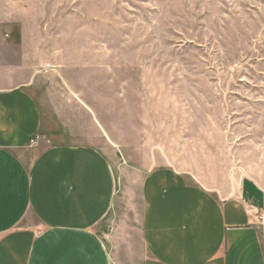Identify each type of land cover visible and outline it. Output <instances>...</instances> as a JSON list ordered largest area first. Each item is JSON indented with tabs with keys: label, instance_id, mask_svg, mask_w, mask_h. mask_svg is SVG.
Instances as JSON below:
<instances>
[{
	"label": "crops",
	"instance_id": "1",
	"mask_svg": "<svg viewBox=\"0 0 264 264\" xmlns=\"http://www.w3.org/2000/svg\"><path fill=\"white\" fill-rule=\"evenodd\" d=\"M71 2L0 0V264H264V146L241 148L233 186L120 166L117 135L90 112L112 98L49 82L75 58L50 34Z\"/></svg>",
	"mask_w": 264,
	"mask_h": 264
},
{
	"label": "rangeland",
	"instance_id": "2",
	"mask_svg": "<svg viewBox=\"0 0 264 264\" xmlns=\"http://www.w3.org/2000/svg\"><path fill=\"white\" fill-rule=\"evenodd\" d=\"M72 1L50 34L75 58L49 82L68 78L71 100L112 98L90 112L117 135L119 165L233 186L241 148L264 146V0H80L79 13ZM82 109L71 103L65 119Z\"/></svg>",
	"mask_w": 264,
	"mask_h": 264
},
{
	"label": "built area",
	"instance_id": "3",
	"mask_svg": "<svg viewBox=\"0 0 264 264\" xmlns=\"http://www.w3.org/2000/svg\"><path fill=\"white\" fill-rule=\"evenodd\" d=\"M39 139H40V136L37 135V136H35V137L31 140V143H32V144H37V143L39 142Z\"/></svg>",
	"mask_w": 264,
	"mask_h": 264
}]
</instances>
